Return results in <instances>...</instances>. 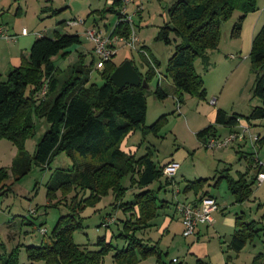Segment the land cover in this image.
I'll return each mask as SVG.
<instances>
[{
    "label": "trees",
    "instance_id": "obj_1",
    "mask_svg": "<svg viewBox=\"0 0 264 264\" xmlns=\"http://www.w3.org/2000/svg\"><path fill=\"white\" fill-rule=\"evenodd\" d=\"M132 1L126 6L127 13ZM257 2L258 0H177L172 5L169 9L170 21L162 29L159 38L169 45L172 33L180 40L167 65V75L173 81L174 94L179 103H184L185 96L201 100L205 98L207 91L203 78L196 71V59L208 58V52L218 47L223 22L238 10L243 16L234 28L233 34L237 36L248 14L257 10ZM124 7V0H114L108 10L104 9L100 13L109 11L116 14L117 22L111 34L128 40L131 26L124 21ZM61 11L48 5L41 9V14L54 17ZM135 11L141 17L142 9L137 7ZM67 24L69 25L63 21L58 25L65 28ZM93 29L104 33L108 30L101 28L98 22L89 30ZM87 31L85 36L88 39ZM126 43L118 41L116 51L121 44L130 47ZM82 44L79 33H61L59 29H55L53 37L42 34L34 40L27 54H22L20 65L9 70L6 81L2 80L0 74V140L10 141L17 147L11 167L0 169V196H6L12 191L14 184L10 183L11 177L18 182L28 176L34 167L46 171L57 157L65 154L73 161V167L54 170L46 186V197L47 207L57 208L65 204L69 212L58 218L49 243L26 247L30 264L39 261L45 264H105V257L111 252H115V264H140L155 256L161 262L163 250L159 243L145 240L139 233L152 227L151 222L157 218L164 203L169 204L167 201L159 204L158 194L176 184L174 176L168 177L164 173L168 165L176 162L170 158L169 162L159 164L155 162L151 149L145 155L137 157L141 145L135 151H128L122 146L137 131L144 135L149 133L145 126L147 92L151 89L150 82L155 71L150 69L145 76L140 73L135 62L130 60L142 80L147 82V88L143 85L119 88L111 81L112 74L119 67L114 62L117 52L105 63L104 68L99 69V57L94 52L93 43L91 68L85 66L87 54L80 53L75 64L66 71L62 70L54 59L61 57L59 60H66L73 49ZM130 50L136 51L131 47ZM249 57L256 73L253 92L262 101V106L252 110L248 117L250 122L264 119V25L253 39ZM94 67L102 70V85L90 83ZM155 94L159 100L168 97L161 84H158ZM163 118L165 116L152 124L150 130L158 132L163 125ZM240 118V115H229L218 109L214 124L196 135L205 143L206 149H209L206 142L218 135L216 126L228 127L231 129L230 133L237 132ZM40 119H44L49 128L31 155L27 150V141L37 134L36 120ZM263 143L264 138L258 137L257 144ZM249 157L251 167L256 169V154ZM225 171L227 173L221 172L215 185L226 181L228 190L235 196L237 203L248 201L252 196V186L257 185L256 179L250 181L242 174L235 179L229 174V170ZM126 178H129V187L123 183ZM209 182V178L187 181L182 191L184 194L193 193L198 201L212 198L206 191V187L211 186ZM156 183L158 188H151ZM130 190L137 191L127 200ZM110 196L111 208L121 210L125 218H115L109 214L107 219L111 221L106 219L102 226L107 228V224L111 223L118 226L119 232L121 231L118 237L123 241V247H115L112 242H108L106 235L98 238L97 250H88L75 243V232L84 228L82 214L88 208L99 211L98 206L104 198ZM235 217L236 229L229 248L238 254L264 228L259 230L255 221H245L243 213ZM2 249L3 245H0V264H20L19 246L11 253ZM196 264H205V261L197 259Z\"/></svg>",
    "mask_w": 264,
    "mask_h": 264
},
{
    "label": "rangeland",
    "instance_id": "obj_2",
    "mask_svg": "<svg viewBox=\"0 0 264 264\" xmlns=\"http://www.w3.org/2000/svg\"><path fill=\"white\" fill-rule=\"evenodd\" d=\"M113 1L0 0V27H4L7 35L14 36L16 34L17 36L12 40L15 41L14 43L0 36L2 80H7L9 70L13 67L10 66L11 58H19V63H21V50L24 47L29 48L34 40L42 34L53 37L55 29H59L61 33H79L83 40V44L73 49L66 60H59L61 57L55 58L56 64L66 71L77 62L78 55L83 53L87 54L85 66L90 67L93 59L91 55L92 43L85 36L86 30L93 28L95 22H98L101 28L108 29L107 34L112 32L117 22V15L109 11L105 14L100 12L104 9L108 10L107 8L112 6ZM176 1L133 0L128 6V13L133 19V23H130L131 34L133 30L138 34L141 41L140 47L143 48L144 53L131 51L130 47L121 44L117 49L114 62L120 66L126 60H133L140 73L147 76L150 69H153L155 75L150 82L151 89L147 92L148 110L145 126L149 133L144 135L141 131H137L132 136L129 147H126L125 144V148L128 151L129 149L135 151L141 145L137 157L145 155L148 149H151L154 152L153 157L156 163L162 164L167 158H172L179 164V169L174 176L176 184L163 189L158 194L159 204L162 201L169 203L162 209L167 210L171 216H177L174 203L183 200L185 195L179 194L177 191L182 190L187 181L209 178L211 186H207L206 189L213 196L218 197L220 204L222 203L225 207L223 212L227 217L234 218L235 213H243L245 221H255L258 224V229H263L264 185H253L252 196L241 204L237 203L235 196L228 190L226 181L217 185L215 183L221 176V172L227 173L225 170H229V174L236 179L241 174L250 181L253 178L256 179L257 171L251 167L249 155L257 154L259 158L261 157L260 159H264V143L256 144L254 147L252 140L247 137L243 143L241 142L242 144L237 142L229 147L206 149L205 143L196 134L205 127L214 124L217 110L222 109L229 115H240V124H248L253 136L264 138V119L248 121L252 110L262 106V101L253 92L256 73L252 69L249 55L253 38L264 25V0H258L257 10L248 14L242 30L237 36L233 34L234 28L243 13L238 10L234 11L232 16L223 22L218 47L208 52V58L202 59L201 57L195 61L196 71L204 80L206 96L202 100L198 97L185 96L184 103L178 102L174 94L173 81L167 75L168 61L180 40L172 33H170L172 42L169 45L159 38L162 29L170 21L169 9ZM48 5L62 11L54 17H47V15L41 14V9ZM137 7L142 9L141 17L135 11ZM63 21L69 23L65 28L58 25ZM74 22L78 25L73 26ZM23 28H26L30 35L21 36ZM29 41L30 43H28ZM101 71L96 67L93 68L90 83L103 84L104 81L100 76ZM158 84H161L168 95L165 100H159L156 97L155 92ZM163 116L165 118L162 119L163 125L159 131H151L152 124ZM36 123L37 134L27 141V150L31 155L49 128L44 119L36 120ZM216 129L218 131L216 137L221 140L228 137L231 131L230 128L224 126H216ZM16 154L17 147L12 142L0 140V169L10 168ZM72 167L73 161L67 155L62 154L46 171L34 167L28 176L18 182L13 181V177H11L10 183L14 184L12 191L6 196H0V245H3L6 253H11L19 246L20 264H30L26 247L49 243L58 218L69 212L65 204L59 205L57 208L47 207L46 186L54 170L58 168L71 169ZM123 183L129 187V178H126ZM158 186L156 183L151 187L158 188ZM132 191L130 190L128 193L127 200L131 199L132 194L137 190ZM191 196L194 194L190 193L189 197ZM111 197L104 198L97 208L99 211L88 208L82 214L84 228L75 232V243L88 250H97L98 238L106 235L108 242H112L115 247H123L124 243L118 237L121 232H119L118 226L112 223L107 224V228L102 226L109 214L122 219L125 216L121 210L115 211L111 208ZM237 205L238 207H236ZM216 212L218 213V211ZM217 213L214 216L223 217ZM109 225L110 228H108ZM170 225L169 235L166 233L164 236L165 233L161 230L159 236L155 238L158 231L150 232V238L154 239L152 242L159 243L163 250V260L161 258V262H158L155 256L146 261L154 260L156 261L154 264H169L167 260L175 258L179 264H196L197 259L188 253V243H191L195 237L191 236L187 240L183 238L182 229L177 225V218ZM233 231V227L225 224L219 230L222 237L220 240L218 234L211 233L210 235L211 245L219 246L225 251L226 264H264V230L256 238L248 241L245 248L238 254L229 248ZM114 254L115 252H111L105 257V264H115ZM34 264H45V262L39 261Z\"/></svg>",
    "mask_w": 264,
    "mask_h": 264
},
{
    "label": "built area",
    "instance_id": "obj_3",
    "mask_svg": "<svg viewBox=\"0 0 264 264\" xmlns=\"http://www.w3.org/2000/svg\"><path fill=\"white\" fill-rule=\"evenodd\" d=\"M130 0H124V8L122 13L124 14V21L127 23H133L132 16L127 13V5ZM73 26H77L76 22L73 23ZM29 31L27 29L22 30V35H28ZM0 35L6 40H14L16 36L7 35L5 33L4 27H0ZM88 39L94 44V52L99 57L97 62V67L104 68L105 63L113 58L116 54V43L127 42L133 50L144 53L140 49V40L133 30L129 39L126 40L119 36H112V34L104 33L103 31H97L96 29L87 31ZM239 132H231L228 137L221 140L216 137L209 138L206 142V146L209 149L214 148H223L233 146L237 142H244L247 137L252 140V144L255 147L258 141L257 136H253L251 133V128L248 124H240ZM255 167L257 171L256 183L258 186L264 185V161L260 160L256 154L255 157ZM179 169L178 163H171L168 165L164 171L165 175L168 177L175 176L177 170ZM220 209L218 202L214 198H204L201 201L192 203V204H183L180 206V214L182 218L183 225V236L188 238L195 235V232L199 225L201 224H211L213 222L212 214ZM176 263L177 260L174 259Z\"/></svg>",
    "mask_w": 264,
    "mask_h": 264
},
{
    "label": "crops",
    "instance_id": "obj_4",
    "mask_svg": "<svg viewBox=\"0 0 264 264\" xmlns=\"http://www.w3.org/2000/svg\"><path fill=\"white\" fill-rule=\"evenodd\" d=\"M23 29H26V28H23ZM6 30L8 31L7 28H6ZM28 35H30V32H29ZM28 35L24 36V35L21 34V36H24V37H27ZM14 36H16V34H14ZM16 38H17V36H16ZM21 39H23V38H21ZM28 43H30V41ZM8 44H10V43L8 42ZM31 46L32 45H30L29 48L28 47H24L21 50V52H22L21 55L24 54V53L27 54V52L29 51ZM18 65H20L19 58H16V57L15 58H11V65L10 66L14 67V66H18ZM215 119H216V115H215ZM214 122H215V120H214ZM236 131L237 132L240 131L239 127L236 128ZM131 139H132V137H130V138L125 140V142L122 145L123 149H125V144L127 145V147H129ZM239 143L242 144L243 142L242 143L239 142ZM240 144H239V146H240ZM257 156L259 158V155H257ZM170 160H171L170 158H167L166 161L163 162V163L169 162ZM260 160L264 161V159H260ZM206 179H208V178H206ZM151 188H153V187H151ZM206 191L209 192V195L212 198L217 200L220 209L218 210V213L217 212L216 213L222 215L223 217L221 218L220 216H214L216 214L214 212L212 214L213 222L211 224H201V225H199L200 227L198 226V229L196 230L195 235H194L195 238L192 237V238H194V240L191 243H188V253L190 255H192L196 259H201V260L205 261V264H226L225 251H223L222 248L219 247V246L217 247V246L211 245V243H210L211 242L210 235H211V233L218 234L219 235L218 237H219V240H220V238H222V237H221V235L219 233V230H220L221 226L222 225L224 226L225 224L227 226L233 227V229L235 231V229H236V227H235V224H236V219L235 218L236 217L235 216L239 215L240 213H235L234 214V218L233 217H227L226 214H224V212H223V209L225 207L223 206L222 203L220 204L218 197L213 196L212 193L209 190L206 189ZM177 192L179 194L183 193L182 190L177 191ZM189 195H190V193L185 194L183 196L184 197L183 200H181V201L179 200L178 202L174 203L175 206H176L177 216L176 215L171 216L170 214L167 213V210L160 209L159 212H158L157 218L154 221L151 222L152 227H150L149 229L139 233V236L142 237L145 240L153 241L154 239L150 238V235H151L150 232H152L153 230H157L158 231L157 236H155V238H157L159 236L161 230L164 231V233H165L164 236L166 235V233H168V235H169L170 227H171L170 224L173 223L175 218H177V225L181 227L182 232H183L182 218H181L179 206H181L183 204H192V203H195V202L198 201V199H197L198 197L197 196L194 195V196L189 197ZM173 201H174V199H173ZM166 205H167V203L165 202L164 206H166ZM236 207H238V205ZM123 218H125V217L123 216ZM118 230H119V228H118ZM234 231H233V233H234ZM183 238L185 240L189 239V238H185L184 236H183ZM213 239H214V237H213ZM174 259L175 258L168 259L167 262L169 264L170 263L179 264V261H177L175 263ZM148 263L154 264V263H156V261L151 260V262L146 261V262H142L141 264H148Z\"/></svg>",
    "mask_w": 264,
    "mask_h": 264
},
{
    "label": "water",
    "instance_id": "obj_5",
    "mask_svg": "<svg viewBox=\"0 0 264 264\" xmlns=\"http://www.w3.org/2000/svg\"><path fill=\"white\" fill-rule=\"evenodd\" d=\"M111 81L119 88L126 86L137 87L140 85L147 88V82L142 80L130 60L125 61L114 71L111 76Z\"/></svg>",
    "mask_w": 264,
    "mask_h": 264
}]
</instances>
